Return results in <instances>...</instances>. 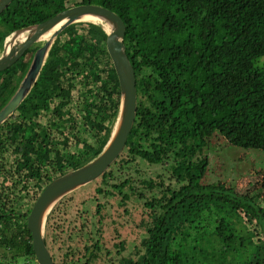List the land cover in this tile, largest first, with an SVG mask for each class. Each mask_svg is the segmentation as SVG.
Here are the masks:
<instances>
[{"label": "trees", "instance_id": "16d2710c", "mask_svg": "<svg viewBox=\"0 0 264 264\" xmlns=\"http://www.w3.org/2000/svg\"><path fill=\"white\" fill-rule=\"evenodd\" d=\"M87 1L124 22L136 79L134 125L117 177L108 172L104 179H119L110 188L122 201L134 182L146 185L130 176L136 162L163 168L168 182L144 203L150 221L136 258L119 264H264V199L257 201L263 187L242 194L224 181L205 183L203 153L213 139L264 151V0H17L0 18V40ZM105 41L96 25L68 27L28 96L0 126V264H36L30 208L53 179L98 155L109 136L119 88ZM30 52L0 72V108ZM99 250L97 242L85 245L90 255L82 264ZM73 259L64 264L80 262Z\"/></svg>", "mask_w": 264, "mask_h": 264}, {"label": "water", "instance_id": "95a60500", "mask_svg": "<svg viewBox=\"0 0 264 264\" xmlns=\"http://www.w3.org/2000/svg\"><path fill=\"white\" fill-rule=\"evenodd\" d=\"M16 1L0 0V18ZM82 23L96 25L106 35L105 47L119 88V105L109 136L99 154L80 167L53 179L30 208L26 226L31 235L36 264H55L45 241L48 217L59 203L105 175L123 153L133 128L137 112V91L134 69L124 45L126 26L113 11L87 1L85 4L69 7L42 23L14 31L8 38L13 39L18 33L27 30L31 35L24 42L15 45L11 53L3 58V65L0 66V72L7 70L17 61V57L27 49L31 50L25 59L23 74L14 77L12 81L13 93L0 108L1 126L14 114L36 84L57 38L68 27ZM104 25L110 30L107 31ZM89 255L90 252L87 256Z\"/></svg>", "mask_w": 264, "mask_h": 264}, {"label": "rangeland", "instance_id": "374dc122", "mask_svg": "<svg viewBox=\"0 0 264 264\" xmlns=\"http://www.w3.org/2000/svg\"><path fill=\"white\" fill-rule=\"evenodd\" d=\"M210 145L212 147L203 152L208 156L209 164L204 182L210 184L224 181L242 194L258 188L254 185L259 183L263 187L258 196L260 199H257L260 203L264 199V151L226 147L216 139H213ZM123 154L124 151L121 156ZM118 160L104 176L108 172L115 176L118 174ZM160 169L136 162L131 168L130 176L137 181L144 179L146 185L134 182L133 194L126 201H122L120 195L110 188V183L119 181L117 176H114L113 180H105L103 176L59 203L45 225V241L54 263L64 264L70 258H74V261L80 259L78 264H82L88 258L84 254V246L88 245L91 248L95 239L101 243V254L90 264H108L107 258L114 260L116 257L119 258L115 246L123 240L126 249L130 250L134 246V250L130 253H133L132 258L135 259L140 249V240L146 232L144 224L150 221L149 209L144 203L150 201L152 194L160 191L157 184L164 183L162 190L168 186V182H164L165 178L162 177L165 171L163 168ZM149 179L153 184H149ZM142 188L145 191L142 192L143 197L139 198L138 194L143 190ZM104 193L111 196L106 197ZM97 203L104 206L99 214L96 213ZM23 204L27 207L25 201ZM96 220L101 223L97 226L98 233L94 234L93 224H96ZM82 224H85L84 229L80 231L83 235L75 236L76 238L71 240L70 234L78 233L73 229ZM72 248L76 250L74 256L69 255ZM13 264H25V260L18 259Z\"/></svg>", "mask_w": 264, "mask_h": 264}, {"label": "flooded vegetation", "instance_id": "af4514ba", "mask_svg": "<svg viewBox=\"0 0 264 264\" xmlns=\"http://www.w3.org/2000/svg\"><path fill=\"white\" fill-rule=\"evenodd\" d=\"M65 201V200H64ZM103 205L102 204H99V203H97V205H96V213L98 214V212H100V210H102L103 209ZM99 209V210H98ZM96 222V224H93V226H94V228H95V232L96 233H98V229H97V226L101 223V221H98V220H96L95 221ZM145 238V235L141 238V240H140V244H141V242L143 241V239ZM95 242H97V245H98V248H101V243L99 242V240L98 239H95V241H94V243ZM95 245L96 244H94L93 245V247L95 248ZM120 246H122V250H120ZM128 246V245H127ZM116 255L119 257V258H115V261L114 260H112V261H114L113 262V264H119V263H122L123 262V260L122 259H129V258H131V259H133L132 257H133V253H130V252H132L133 250H134V246L132 247V249H130L129 250V248L128 249H126V244H125V242H124V240L123 241H120V242H118L117 244H116ZM96 249V248H95ZM98 252H100V250L98 251ZM101 253V252H100ZM107 253H109V252H107ZM86 254V253H85ZM134 260V259H133ZM86 262V261H85ZM85 262H83V263H85ZM88 262V261H87ZM88 264H90V262H88Z\"/></svg>", "mask_w": 264, "mask_h": 264}, {"label": "bare ground", "instance_id": "6f19581e", "mask_svg": "<svg viewBox=\"0 0 264 264\" xmlns=\"http://www.w3.org/2000/svg\"><path fill=\"white\" fill-rule=\"evenodd\" d=\"M91 20L98 22L94 19H91ZM104 28L107 31L110 30V28L107 25H104ZM30 35H31V32L27 30V31H23V32L18 33L16 35V37H14L13 39H12V37H9V38L7 37V38L0 40V66L3 65V58H5L6 56H8L11 53V49L15 45L22 43L25 40H27Z\"/></svg>", "mask_w": 264, "mask_h": 264}]
</instances>
